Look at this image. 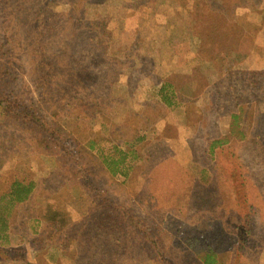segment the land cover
Segmentation results:
<instances>
[{"label":"rangeland","instance_id":"1","mask_svg":"<svg viewBox=\"0 0 264 264\" xmlns=\"http://www.w3.org/2000/svg\"><path fill=\"white\" fill-rule=\"evenodd\" d=\"M2 35L21 40L0 93L29 92L59 142L0 118V197L33 184L0 264H200L193 238L223 264H264V0H1ZM232 114L244 138L221 166L204 142ZM103 158L125 159L127 179ZM235 210L253 224L237 255ZM123 213L161 237L162 257Z\"/></svg>","mask_w":264,"mask_h":264},{"label":"trees","instance_id":"2","mask_svg":"<svg viewBox=\"0 0 264 264\" xmlns=\"http://www.w3.org/2000/svg\"><path fill=\"white\" fill-rule=\"evenodd\" d=\"M38 24L39 23H36L34 27L29 28L26 31V44H31L35 41H39L42 38L43 31L41 32ZM16 40H21V36L15 35L12 37H5V35H2V43L0 44V60L2 59L9 62V58L10 62L8 64L10 65V68H7L4 64H0V90L5 88L6 81L12 75L11 64L13 61L11 57L16 52V46L13 45V42H16ZM45 70L49 71L50 69L45 67ZM159 93L162 101L167 104L168 97L165 95V90L161 88ZM32 100V95L26 90L0 93V118L6 122H11L21 127H26L28 131L33 134H35L36 131H41L44 133L48 141L54 143L59 142V136L57 135L54 127L50 122L39 115L33 105ZM231 118L233 122L228 134L213 139H206L204 142L206 156L218 165H221L220 161L222 159H226L222 158V156L229 153L223 154L224 148L228 145L231 146L232 140L244 138V133L239 130L238 126H234L237 124L239 115L232 114ZM92 148V146L89 147V149ZM103 162L113 176L120 175V177L124 179H127L129 176L128 169L121 167L124 165L125 159L112 160L103 158ZM236 172L238 171L236 170ZM226 174L228 175L229 179H236L233 171L226 170ZM229 182L231 183V187L235 193V185L230 180ZM32 190L33 184L14 180L10 184L9 192L6 195L0 197V248L10 243L9 236L11 233L13 208L16 204L24 203L30 196ZM235 212V228L230 234L231 241H233L230 251L233 252V255H237L240 252L243 253V251L246 249L247 243L251 239V234L253 232L251 210H235ZM122 219H126L127 222L135 228V232L138 233L139 236L149 245V247L153 249L152 251L155 256L158 257V259L163 256L164 247L161 246V242L159 241L161 237L159 235L155 234V236L154 233H149L143 223H140L139 225L130 217L127 218L125 213L122 214ZM187 243L193 254V258L198 263L223 264V261L220 260L221 252L216 249L214 245H209L206 240L193 238L189 239ZM5 250L6 248L4 247V251ZM4 251L3 253L5 254L6 252ZM169 262V260H166V263Z\"/></svg>","mask_w":264,"mask_h":264}]
</instances>
